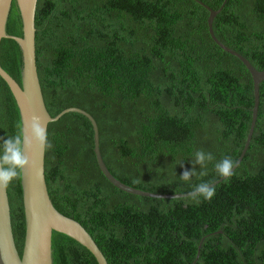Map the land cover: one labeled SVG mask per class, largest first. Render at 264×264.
Segmentation results:
<instances>
[{
  "label": "trees",
  "instance_id": "obj_1",
  "mask_svg": "<svg viewBox=\"0 0 264 264\" xmlns=\"http://www.w3.org/2000/svg\"><path fill=\"white\" fill-rule=\"evenodd\" d=\"M220 10L215 38L264 71V0H38L35 58L46 111L69 108L96 122L99 150L121 183L155 194H187L219 180L214 164L236 163L247 137L253 83L209 36L208 11ZM6 32L21 37L15 3ZM0 66L20 84L16 42H0ZM20 123L0 78V142ZM53 148L44 176L53 207L78 222L107 264H264V82L249 147L211 201L160 200L124 193L100 172L93 130L68 113L47 127ZM215 160L208 174L181 182L197 150ZM200 169L197 166V172ZM11 229L21 256L20 180L7 188ZM53 264H97L72 239L53 232Z\"/></svg>",
  "mask_w": 264,
  "mask_h": 264
},
{
  "label": "water",
  "instance_id": "obj_2",
  "mask_svg": "<svg viewBox=\"0 0 264 264\" xmlns=\"http://www.w3.org/2000/svg\"><path fill=\"white\" fill-rule=\"evenodd\" d=\"M38 0H0V42L9 39L17 43L21 53L20 84H18L0 66V78L7 85L18 110L19 121L22 122L26 114H36L42 117L46 127L50 123L57 122L63 115L76 113L85 117L93 130V153L97 166L104 178L116 189L134 196L171 200L190 197L187 194H155L141 191L127 186L116 180L107 170L99 150V133L94 119L85 111L78 108H69L55 117H51L46 111L41 87L39 84L36 58H35V12ZM15 3L21 20V37L7 34L6 25L8 16ZM203 6L209 13L207 29L211 39L226 53L237 58L249 72L253 83V107L251 121L244 143V147L235 163L234 170L242 161L249 147L257 120L259 107V85L264 82V71H257L250 62L240 54L223 46L214 36L212 24L220 10H211ZM45 152L34 148V167L25 169L20 179L22 205L24 214V240L21 256L15 247L11 229L10 208L7 189H0V264H53L51 238L52 233L62 234L84 247L96 260L97 264H107L102 252L90 237L88 232L76 221L60 214L52 205L44 176ZM224 179L220 178L214 185H218Z\"/></svg>",
  "mask_w": 264,
  "mask_h": 264
},
{
  "label": "clouds",
  "instance_id": "obj_3",
  "mask_svg": "<svg viewBox=\"0 0 264 264\" xmlns=\"http://www.w3.org/2000/svg\"><path fill=\"white\" fill-rule=\"evenodd\" d=\"M17 131L0 142V189L5 190L14 180L22 178L25 169L34 167V148L47 152L53 148L48 137L46 124L42 117L36 114H26L22 122L16 125ZM215 160L211 152L203 149L194 153L191 160V170H184L179 176L181 182H189L192 177H204L208 174L207 166ZM197 166L200 171L197 172ZM235 162L230 157H224L214 164L216 178L229 179L233 174ZM212 181H202L193 186L190 198L197 204L211 201L215 194Z\"/></svg>",
  "mask_w": 264,
  "mask_h": 264
}]
</instances>
